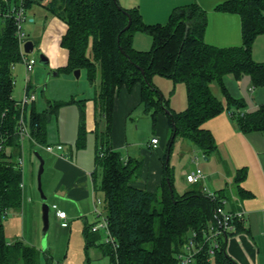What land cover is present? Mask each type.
Returning <instances> with one entry per match:
<instances>
[{"label": "trees", "instance_id": "trees-1", "mask_svg": "<svg viewBox=\"0 0 264 264\" xmlns=\"http://www.w3.org/2000/svg\"><path fill=\"white\" fill-rule=\"evenodd\" d=\"M34 3L41 4L43 0H25V8ZM0 6L6 10L8 4L0 0ZM44 7L67 25L61 45L68 50V59L58 70L86 69L88 80L95 87V105L106 121L102 133L96 128L92 175L95 188L103 193L109 228L119 245L115 251L102 242V252L109 256L110 264H176V252L192 230H201L213 218L216 203L198 186L182 193L176 191L168 164L155 191L133 184L143 162L131 156L124 158L112 147L115 97L121 88L132 89L140 84L141 103L153 121L159 112L168 109L171 136L167 153L177 137L190 140L205 155L214 151L215 139L203 123L224 110H230L235 125L244 133L264 132V103L247 111L246 101L234 97L225 83L227 74L237 79L249 75L255 87L264 86V61L255 60L252 54L256 37L264 33V0H225L215 6L218 11L241 17L242 44L234 46L205 41L207 10L197 2L176 6L165 23H147L138 7H123L119 0H49ZM137 31L151 36L149 49L133 46ZM20 61L15 21L13 17L0 16V264H41L39 249L22 240L9 242L3 224L7 209L20 208L23 201V170L18 164L22 156L19 119L23 111L26 120L27 106L22 110L12 95V65ZM155 75L185 84L184 110L169 107L168 98L153 83ZM213 83L222 97L214 93ZM72 101L80 105L75 145L82 149L87 141L86 99ZM61 103L49 102L41 111L31 107L26 123L32 143L48 144L47 122ZM97 171H101L100 183L96 181ZM246 173V167L238 169L233 180L239 199L253 195L241 184ZM215 192L229 197V189ZM235 224L238 230L244 227L242 220ZM100 237V232L85 228L86 247L96 244ZM225 245L223 241L215 256L216 263L237 264L225 252Z\"/></svg>", "mask_w": 264, "mask_h": 264}, {"label": "crops", "instance_id": "crops-1", "mask_svg": "<svg viewBox=\"0 0 264 264\" xmlns=\"http://www.w3.org/2000/svg\"><path fill=\"white\" fill-rule=\"evenodd\" d=\"M223 1L225 0H119V3L126 8L138 7L144 21L147 23H165L176 6L197 2L207 10V27L204 34V39L207 43L217 46L241 45V17L237 13L216 10L215 6ZM49 14L51 15V19L45 27L43 35L40 37L39 44L55 69L67 63L68 50L61 45V38L66 31L67 25L62 19L50 12ZM30 21H35L34 16L30 18ZM33 42L35 45L34 40ZM151 44L152 38L150 35L141 31H137L134 34L133 46L136 49L147 50L151 47ZM252 54L255 60L264 61V33L256 37ZM12 71L15 82V74L17 75L18 73L16 66H14ZM53 74L56 75V73ZM152 80L163 96L166 97L167 89L165 88H168V91H170L168 103L171 109L182 111L187 107L186 87H178L176 83L174 85L165 83L166 85L161 86L159 84L161 78L156 75ZM225 83L229 92L234 97H241L246 101L247 111L253 110L264 103V86L255 87L249 75H244L240 79H237L232 74H227L225 76ZM28 87L29 84L27 83L25 85L26 92ZM178 89L180 97L175 98L173 95ZM82 98L87 100V127L90 133L94 134V137H92L95 139L96 128H101L96 117L99 111L93 102L94 96L92 93L89 92ZM139 101L141 102L140 84H136L132 89L121 88L115 97L111 127L112 147L116 150L120 148L126 149V156L122 154L124 158L131 156L139 158L143 162L140 175L133 184L149 191H155L162 181L165 164H168L173 171L176 191L178 190L176 179L178 177L181 179L179 193L185 192L194 186L200 188L206 187L211 191L222 189L225 191L229 189L228 198L230 199V204L227 207L235 208L236 205L232 202L231 198L232 196L233 198H238V196L233 189V180L237 174V170L246 167V177L241 184L243 188L250 191L253 195L244 199H238L240 206L245 210L244 227L239 230L235 228L228 234L225 249L227 255L237 264H264V254H262L264 250V132L253 131L244 133L235 125L230 110H224L203 123V127L213 134L217 145L216 149L205 155L195 144L193 146L187 141L182 142L183 145L178 150L177 158L182 154V158L190 157V162L185 163V165H182L178 169L176 164L172 163L173 166H171L173 148L169 153V161L166 163L167 143L165 151L164 142L170 126L166 111H161L157 115L159 125L157 133L159 135H152V137L159 138L157 147L151 145V139L144 146L137 140L128 141L127 135L117 129L119 119L123 115L126 116ZM105 127L106 121L103 130H105ZM26 141L32 143L29 137H25L21 140L22 146ZM92 144L94 145V153L92 152L91 154L90 151L82 153L79 150L75 151L72 147L65 150L64 146L61 150L56 149L54 152L47 151L49 159L48 168L46 167V162L44 164V171L48 169V178L46 179L48 184L47 192L60 199L59 201L54 200L52 203L58 204L59 208L67 212L69 221L67 227H71L74 218H79L78 221L82 220L84 222L82 229L84 239L85 228L90 227L97 220V215L94 212V196H98V190L95 188L92 175L95 168V141ZM197 150L201 151L202 158L198 157ZM197 167L203 170L205 178L197 184H192L187 181V174ZM23 175L25 181L27 179V172L25 171ZM26 190L27 185L23 182V193L28 194L27 192L29 191ZM26 196L28 201L32 200L30 194ZM24 201L23 196L20 208L7 209V211H14V218H16L17 224H19V227L14 231V233H17L14 239H7L9 242L22 240L32 245L29 241L31 235L27 236L24 233L25 220L23 216L30 206L29 202ZM66 202L68 203L66 204ZM71 204L76 208L72 214L68 211ZM55 218L57 221H60L56 215ZM60 226L63 227L61 221Z\"/></svg>", "mask_w": 264, "mask_h": 264}, {"label": "rangeland", "instance_id": "rangeland-1", "mask_svg": "<svg viewBox=\"0 0 264 264\" xmlns=\"http://www.w3.org/2000/svg\"><path fill=\"white\" fill-rule=\"evenodd\" d=\"M48 0H43V3L40 5L34 3L31 8L27 9V19L22 22L23 29L26 31L31 40L35 41V46L32 52L27 53L28 57H33L36 60L34 67L31 71L27 72L24 68L23 62H17L15 64L17 69V75L15 74V82L13 86V97L16 100H20L25 91V85L28 83V94H35L36 98L34 101H30L27 104L26 108V120L29 116V111L32 106H35L37 110H43L48 107V103L51 102L56 104V102H62L59 106H57V110L52 113L50 120L47 122L46 130H47V142L50 144H57L62 142L64 149L67 150L72 147L73 150H79L82 152H89L90 154L94 153V145L92 144L95 139H93L94 134L87 127V111H86V101H85V123L87 128V141L86 146L82 149L76 148V138L78 133V126L80 121V105L76 101H72V99H84L83 96L87 95L89 92L95 95V87L89 82L86 69H82L78 77L74 74V71H64L58 70L60 68H53L52 63L48 62L46 64H42L39 62L40 53L43 50L40 47L39 41L40 37L43 35L45 27L50 22L51 15L49 11L45 9L43 4L47 3ZM35 12H34V10ZM34 12V13H33ZM34 16L35 21H30V18ZM58 59V57H57ZM56 72V75L53 74ZM27 76H29V80L27 81ZM161 78V82L159 84L166 85L175 83L166 77L160 75H156ZM100 81V77L97 79V83ZM166 83V84H165ZM176 85L185 87L183 82H178ZM164 87V86H163ZM167 87V86H166ZM166 90V98L169 97L170 91L168 88ZM212 89L216 95L222 97L219 87L216 83H213ZM175 98H179V89L173 95ZM183 96V94H182ZM183 99V97H182ZM95 103V100L93 101ZM97 120L100 123L101 128L99 129L102 133V130L105 126V118L103 117L101 112H97L96 114ZM117 129L119 131H123L127 135V140H137L143 146L148 142L152 135H159V125L158 118L156 121H153L151 115L144 111V105L139 101V103L132 108V110L125 115H123L118 121ZM90 133V134H89ZM93 136V137H92ZM96 136V135H95ZM171 136V125L169 126L168 133L165 137L164 142V150L166 151V143L168 142ZM89 139V141H88ZM93 140V141H92ZM189 142L194 146L190 140H187L182 137H177L172 150V163L176 164L178 169L181 168L185 163L190 162V157L182 158V154L179 158H177L178 150L183 145L182 142ZM35 150H38L46 162V167L48 168V153L41 146L29 143L28 141L23 143L22 146V157L25 162V166L23 164L22 170L23 173L26 171L27 176L23 182L27 185V192L31 196V201H28V194L23 193L25 201L29 202L30 206L27 208L24 217V233L28 236L30 243L35 245L40 251V263L41 264H110V258L108 255L104 254L100 248V243L103 242V231H100V239L94 245L86 247L84 235L82 232L84 222L78 221L79 218H74L72 220L71 227H61L60 221L55 218L54 210L51 209L49 212V229L46 237V243L43 244L42 237V228H43V220H42V204L43 199L41 197V193L38 188V180L37 174L39 170L40 161L35 155ZM119 151L126 156V149L120 148ZM197 155L200 158L202 153L200 150H197ZM168 153L166 155L167 160ZM193 156V155H192ZM203 157V156H202ZM201 157V158H202ZM45 168V166H44ZM43 171L41 181H42V189L44 194L47 196V202L52 204V201H59L60 199L56 198L52 194L47 192V181L48 178V169ZM177 178V176H176ZM101 180V171H97L96 173V181L100 183ZM30 183V187H29ZM180 177L176 179V187L177 191L180 192L181 186ZM97 195L103 198V193L98 190ZM24 201V202H25ZM68 202H66L67 204ZM76 206V205H75ZM98 209L103 213H106L107 210L104 205H99ZM12 210V209H11ZM76 208L73 204H71L68 209L69 213H74ZM14 211H6V214L3 218V224L6 234V238L9 240L14 239L17 233H14L19 224H17L16 218H14ZM98 218V217H97ZM12 222L10 223V221ZM35 228V229H34ZM34 231V233H33ZM19 233V230H18ZM264 254V250L262 252ZM264 256V255H263ZM211 264H217L215 258L211 260Z\"/></svg>", "mask_w": 264, "mask_h": 264}, {"label": "built area", "instance_id": "built-area-1", "mask_svg": "<svg viewBox=\"0 0 264 264\" xmlns=\"http://www.w3.org/2000/svg\"><path fill=\"white\" fill-rule=\"evenodd\" d=\"M8 7L6 10L0 6V16L13 17L16 24V36L19 40V48L21 52V62H23L26 71L29 72L33 69L36 63L35 58L28 57L27 52L24 49V43L29 39L28 34L23 29L22 22L27 19V9L25 8V0H20L19 3L9 2V0H4ZM16 63L12 65V70L14 69ZM27 81L29 76H27ZM36 98L35 94H28L27 92L18 101L21 105L22 110L30 101H34ZM19 133L20 138L23 140L25 137L30 138L28 125L25 120L24 112H21L19 119ZM31 139V138H30ZM159 143V138L152 137L151 145L157 147ZM46 151L54 152L56 149L61 150L63 148L62 144H46L41 146ZM1 149V145H0ZM18 164L23 167L24 159L22 156L18 158ZM205 178V174L200 167L187 174V181L195 184L199 183ZM23 187V183L21 184ZM203 192L213 200L216 205L213 210V218L208 222V224L202 227L201 230L194 229L190 232L188 238L182 245V247L176 252V264H204L211 263L212 258L214 259L217 252L221 250L224 239V232L228 234L236 228V220H244L245 210L240 206L238 202L239 198L232 196V202L236 205L235 208L227 207L230 204V199L228 197H220L219 193L211 191L206 187L202 188ZM99 205H104V199L99 196H94V212L97 215V220L91 224L90 230L92 232L103 231V242L111 245L113 250H117L118 242L115 236L112 234L109 228L107 213H103L98 209ZM105 207V206H104ZM50 209H53L55 215L61 221L63 227L69 225L68 215L65 210L59 208L58 204L52 203Z\"/></svg>", "mask_w": 264, "mask_h": 264}, {"label": "water", "instance_id": "water-1", "mask_svg": "<svg viewBox=\"0 0 264 264\" xmlns=\"http://www.w3.org/2000/svg\"><path fill=\"white\" fill-rule=\"evenodd\" d=\"M186 35H187V30H186ZM34 42L31 39H28L25 41L24 43V49L25 52L29 53L32 52V50L34 49ZM39 62L42 64H46L49 62L48 57L42 52L40 53V59ZM56 73V72H53ZM81 73V69H75L74 70V74L78 77ZM161 95L162 92H160ZM166 112H168V109H165ZM175 134V132H174ZM174 137V135H173ZM173 139V138H172ZM169 152L168 151V156H167V160L166 163H168L169 161ZM35 155L37 156V158L40 161V165H39V170H38V174H37V180H38V188L39 191L41 193V197L43 199V204H42V220H43V228H42V237H43V244L45 245L46 243V237H47V233H48V229H49V212H50V204L47 202V196L44 194L43 189H42V181H41V177H42V173L44 171V164H45V159L43 158V156L41 155V153L38 150H35ZM224 239H225V243H227L228 240V233L224 232ZM226 252V249H225Z\"/></svg>", "mask_w": 264, "mask_h": 264}]
</instances>
